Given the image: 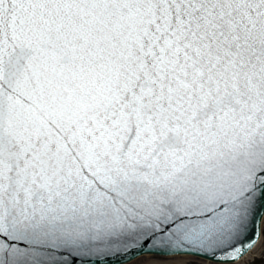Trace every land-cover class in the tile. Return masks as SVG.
Masks as SVG:
<instances>
[{
    "label": "snow or ice",
    "instance_id": "6c2138e0",
    "mask_svg": "<svg viewBox=\"0 0 264 264\" xmlns=\"http://www.w3.org/2000/svg\"><path fill=\"white\" fill-rule=\"evenodd\" d=\"M262 224L264 0H0V264H255Z\"/></svg>",
    "mask_w": 264,
    "mask_h": 264
},
{
    "label": "bare ground",
    "instance_id": "6f19581e",
    "mask_svg": "<svg viewBox=\"0 0 264 264\" xmlns=\"http://www.w3.org/2000/svg\"><path fill=\"white\" fill-rule=\"evenodd\" d=\"M261 244H262V238L261 241L256 245V247H254L251 252L246 254L245 259L253 260L254 258L259 257V255L261 254Z\"/></svg>",
    "mask_w": 264,
    "mask_h": 264
},
{
    "label": "rangeland",
    "instance_id": "374dc122",
    "mask_svg": "<svg viewBox=\"0 0 264 264\" xmlns=\"http://www.w3.org/2000/svg\"><path fill=\"white\" fill-rule=\"evenodd\" d=\"M261 231H262V244H264V224L261 225ZM253 261L255 264H262V261H264V256L262 254L259 255V257L254 258Z\"/></svg>",
    "mask_w": 264,
    "mask_h": 264
}]
</instances>
